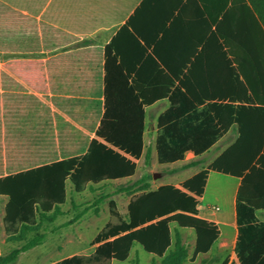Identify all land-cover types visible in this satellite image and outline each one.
Instances as JSON below:
<instances>
[{
    "label": "trees",
    "instance_id": "1",
    "mask_svg": "<svg viewBox=\"0 0 264 264\" xmlns=\"http://www.w3.org/2000/svg\"><path fill=\"white\" fill-rule=\"evenodd\" d=\"M137 1L0 0V53L48 54L0 63V195L8 198L7 238L32 230L37 216L60 213L66 181L81 192L131 177L135 160L151 156L144 144L145 107L167 98L170 106L158 117L160 161L202 155L234 123L238 139L179 186L136 189L142 177L121 188L131 193L127 214L111 199L94 250L52 264H120L134 244L166 257V264H179L186 247L177 234L172 241L171 223L195 231V253L208 251L219 230L198 215L197 206L210 170L241 178L236 253L241 264H264V222L254 215L264 209V98L237 57L223 50L220 15L234 0H143L127 18ZM142 10L148 19L143 29L135 23ZM121 22L105 46L62 50ZM83 100L88 109L80 114ZM29 111L38 121L22 127ZM59 114L80 119L83 134L77 137L67 126L54 130ZM39 243L35 235L6 255L0 251V264Z\"/></svg>",
    "mask_w": 264,
    "mask_h": 264
},
{
    "label": "rangeland",
    "instance_id": "2",
    "mask_svg": "<svg viewBox=\"0 0 264 264\" xmlns=\"http://www.w3.org/2000/svg\"><path fill=\"white\" fill-rule=\"evenodd\" d=\"M104 34L105 30L97 31L93 35V38L96 39L95 43L101 44ZM91 43H94L93 39H86L65 49ZM44 56L46 55L0 53V63L9 59ZM87 109L88 103L83 100L77 111L82 114ZM36 116L35 113L29 111L23 118L22 127L36 123L38 121ZM64 126H67L77 137L83 134L80 119L71 121L63 114H59L53 122V128L59 130ZM217 151V147H214L210 152L198 157L188 156L183 161L164 162L159 160L157 151L151 150L148 162L145 161L144 153L139 159L135 160L136 170L129 178L105 180L90 184L81 192H76L71 182L66 181V200L60 205L61 212L57 214L50 213L49 219L37 216V222L33 229L19 233L15 240L7 238L3 218L8 198L5 195H0V251L2 255H6L12 249L20 247L31 237L40 235L41 243L20 252L15 261L7 264H52L73 254H90L95 248L92 243L94 236L109 219V201L114 199L120 213L123 216L127 214V205L131 193L127 190H121V188L133 184L142 177H145L146 180L137 183L136 189H156L162 184L176 185L185 180L192 171L205 165ZM195 160H199L200 163L185 167L186 164ZM154 173H157V176H154ZM170 228L172 241H175L177 234L181 237V243L186 247V255L179 264H207L206 262L210 260L207 257H201L198 261L190 257L188 246L192 235L189 234V229L193 230L192 228L179 227L176 223H171ZM166 262V257L152 256L137 244L128 259L120 264H166ZM111 264L118 263L114 261Z\"/></svg>",
    "mask_w": 264,
    "mask_h": 264
},
{
    "label": "crops",
    "instance_id": "3",
    "mask_svg": "<svg viewBox=\"0 0 264 264\" xmlns=\"http://www.w3.org/2000/svg\"><path fill=\"white\" fill-rule=\"evenodd\" d=\"M142 1H137L127 18L134 13ZM157 6L161 7L165 6V4L159 3ZM176 12L177 10L175 14ZM147 20L146 12L142 10L137 13L135 23L139 28L143 29ZM122 24L123 22L113 24L106 28H100L86 39H93L94 43L91 44L105 46L117 33ZM220 25L223 50L237 57L240 68L247 72L251 84L260 88L259 93L261 98H264V0L230 1L220 15ZM100 30H105V34L102 36V43L97 44L95 43L96 39L93 38V35ZM65 48L62 50H69ZM59 51L61 50L52 53ZM169 106V100L164 98L145 107V150L149 147L151 150L156 151V138L159 133L158 117ZM239 135V126L235 123L226 131H223L212 146L204 152H210L211 149L217 147V153L205 165L192 171L188 177L209 166L223 151L238 139ZM190 157L197 156L191 155ZM180 183H177L175 186H179ZM240 183L241 178L238 176L224 174L216 170L209 171L204 192L198 198V215L214 223L219 230V235L213 241L208 251L195 253L197 236L194 230L189 229V234L192 235V239L188 247L190 249V257L194 258L195 261H198L201 257H207L212 262L211 264H221L224 261L226 264H241L236 253V242L239 234L236 195ZM254 215L257 222H264V209L255 210ZM136 246L137 244L132 245L129 256Z\"/></svg>",
    "mask_w": 264,
    "mask_h": 264
},
{
    "label": "water",
    "instance_id": "4",
    "mask_svg": "<svg viewBox=\"0 0 264 264\" xmlns=\"http://www.w3.org/2000/svg\"><path fill=\"white\" fill-rule=\"evenodd\" d=\"M154 176H157V173H154Z\"/></svg>",
    "mask_w": 264,
    "mask_h": 264
}]
</instances>
